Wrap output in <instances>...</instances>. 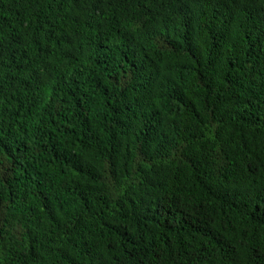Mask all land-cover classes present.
<instances>
[{"label":"trees","instance_id":"16d2710c","mask_svg":"<svg viewBox=\"0 0 264 264\" xmlns=\"http://www.w3.org/2000/svg\"><path fill=\"white\" fill-rule=\"evenodd\" d=\"M0 264H264V0H0Z\"/></svg>","mask_w":264,"mask_h":264}]
</instances>
